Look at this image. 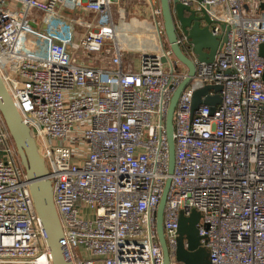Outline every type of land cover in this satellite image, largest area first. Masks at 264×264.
<instances>
[{
	"label": "built area",
	"instance_id": "built-area-1",
	"mask_svg": "<svg viewBox=\"0 0 264 264\" xmlns=\"http://www.w3.org/2000/svg\"><path fill=\"white\" fill-rule=\"evenodd\" d=\"M62 1L95 13L98 27L56 13ZM180 1L204 8L223 40L212 61L195 60L173 113L162 219L170 264L178 219L194 211L210 264H264V8L259 0ZM117 2L0 0V74L35 128L72 264L163 263L156 209L168 176L165 116L187 68L169 47L157 6L159 48L142 50L137 69H124L111 17ZM177 43H186L180 32ZM96 53L101 64L84 58ZM205 86L217 87L208 91L220 96L213 110L193 108ZM0 264H52L1 113Z\"/></svg>",
	"mask_w": 264,
	"mask_h": 264
},
{
	"label": "water",
	"instance_id": "water-1",
	"mask_svg": "<svg viewBox=\"0 0 264 264\" xmlns=\"http://www.w3.org/2000/svg\"><path fill=\"white\" fill-rule=\"evenodd\" d=\"M161 18L167 42L172 53L186 66L187 75L179 83L169 100L165 116V133L168 143L167 178L156 209L157 239L163 254V263L170 264V258L163 237L162 219L167 193L170 187V174L174 167V140H173V113L178 97L195 72V60L210 62L213 60L217 49L223 40L222 34L214 33L212 21L208 18L204 8L196 9L195 4H185L180 0H158ZM196 2L200 0H195ZM259 8L262 9L263 4ZM224 25H222V29ZM182 33L186 43L180 46L177 35ZM259 54L264 57V44L259 46ZM164 61L165 58H162ZM264 82V71L262 73ZM214 86H205L193 94V108L200 103H205L214 109L220 102V96H209L210 89ZM201 96H205L201 99ZM0 112L5 122L8 133L14 143L19 162L23 167L28 188L32 197L33 206L45 233V242L49 251L52 264H72L68 249L64 243L63 232L53 203L51 181L47 178V167L41 155L36 140L35 128L29 126L15 107L4 81L0 76ZM200 217L194 211L188 216L178 219V246L176 259L185 264H210L207 249L201 245L197 233L196 223ZM186 243V245H184Z\"/></svg>",
	"mask_w": 264,
	"mask_h": 264
},
{
	"label": "rangeland",
	"instance_id": "rangeland-1",
	"mask_svg": "<svg viewBox=\"0 0 264 264\" xmlns=\"http://www.w3.org/2000/svg\"><path fill=\"white\" fill-rule=\"evenodd\" d=\"M155 2L150 0H118V2L111 8V17L114 22V25L117 29L126 30V29H136L140 27L141 23L147 21L149 29L155 32V22L161 17H155L153 14L154 8L159 6V1L155 0ZM248 4H250L247 1ZM62 10L61 14L67 16L70 20L75 22L74 16L78 15L82 17L85 21H88L94 26V28L98 27V20L91 12L83 11L80 8H72V5L69 2L62 1L58 9H56V13H59ZM11 14H14L11 11ZM67 12V13H65ZM162 19V18H161ZM83 26H77V28L84 32L86 29L85 23L81 22ZM76 24V23H75ZM125 32V31H123ZM100 54H86L84 58H86L88 63H94L96 60L94 58H99ZM94 60V62H92ZM97 61L95 63H98ZM202 222H199L197 225H201ZM174 264H185L184 262L174 260Z\"/></svg>",
	"mask_w": 264,
	"mask_h": 264
},
{
	"label": "crops",
	"instance_id": "crops-1",
	"mask_svg": "<svg viewBox=\"0 0 264 264\" xmlns=\"http://www.w3.org/2000/svg\"><path fill=\"white\" fill-rule=\"evenodd\" d=\"M156 3V1H154ZM93 13V12H91ZM96 17V14L93 13ZM115 26V25H114ZM116 28V26H115ZM118 39L123 49V68L128 70H135L138 66L139 53L142 50H157V36L155 32L149 29L147 21L137 27L136 29H117ZM125 31V32H123ZM96 60V58L94 59ZM99 60H96L97 62ZM94 62V61H93ZM94 62V63H95ZM101 64V62L95 63Z\"/></svg>",
	"mask_w": 264,
	"mask_h": 264
},
{
	"label": "bare ground",
	"instance_id": "bare-ground-1",
	"mask_svg": "<svg viewBox=\"0 0 264 264\" xmlns=\"http://www.w3.org/2000/svg\"><path fill=\"white\" fill-rule=\"evenodd\" d=\"M0 76H1V74H0ZM1 78H2V76H1ZM2 80H3V78H2ZM4 81V80H3ZM4 84H5V82H4ZM6 85V84H5ZM1 113V112H0ZM2 115V114H1ZM8 131V130H7ZM43 262H44V260H43Z\"/></svg>",
	"mask_w": 264,
	"mask_h": 264
}]
</instances>
